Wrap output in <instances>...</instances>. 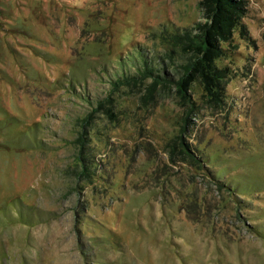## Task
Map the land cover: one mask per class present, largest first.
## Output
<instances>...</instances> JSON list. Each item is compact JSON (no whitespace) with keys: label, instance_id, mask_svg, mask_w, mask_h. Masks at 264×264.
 Returning a JSON list of instances; mask_svg holds the SVG:
<instances>
[{"label":"rangeland","instance_id":"374dc122","mask_svg":"<svg viewBox=\"0 0 264 264\" xmlns=\"http://www.w3.org/2000/svg\"><path fill=\"white\" fill-rule=\"evenodd\" d=\"M217 1L0 0V264H264V0L157 78Z\"/></svg>","mask_w":264,"mask_h":264},{"label":"trees","instance_id":"16d2710c","mask_svg":"<svg viewBox=\"0 0 264 264\" xmlns=\"http://www.w3.org/2000/svg\"><path fill=\"white\" fill-rule=\"evenodd\" d=\"M232 0L222 1L220 6L212 5L207 10V19L210 23L199 25L194 32H189L173 37V44L176 50H179V55L187 57L186 64L183 65V74L179 79L157 76L161 82L171 83L175 87L181 97L186 98L187 92L190 89L195 77H201L204 84L207 98L212 99L218 104H222L225 99V82L224 70L216 65V61L220 58L219 38L230 37L231 30H235L241 22L234 13L229 11V6ZM212 4H217V0H211ZM201 3L200 7L203 8ZM223 7V8H221ZM225 41V40H224ZM177 53L172 52V55ZM178 55V56H179ZM146 67L141 75H153V71ZM146 75V76H147ZM130 81H127L128 83ZM158 83V82H156ZM118 84V83H117ZM183 154L188 156L191 161H196V156L191 151L183 150ZM196 162H200L199 160Z\"/></svg>","mask_w":264,"mask_h":264}]
</instances>
